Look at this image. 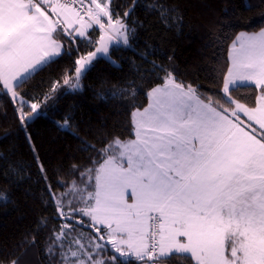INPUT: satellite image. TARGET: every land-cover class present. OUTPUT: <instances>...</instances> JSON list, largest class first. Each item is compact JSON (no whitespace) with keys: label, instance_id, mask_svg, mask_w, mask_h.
<instances>
[{"label":"snow or ice","instance_id":"snow-or-ice-1","mask_svg":"<svg viewBox=\"0 0 264 264\" xmlns=\"http://www.w3.org/2000/svg\"><path fill=\"white\" fill-rule=\"evenodd\" d=\"M137 6V0L127 10L115 0H0V97L33 151L52 219L61 221L44 245L47 264H157L184 254L195 264H264V27L232 41L227 73L214 68L209 76L212 95L182 80L171 57L168 66L150 61L145 71L163 73L157 76L162 83L148 92V107L133 113L135 139L114 138L99 149L82 140L81 151L91 148L97 156L83 171L72 166L88 178L85 187L73 181L64 193L52 191L28 126L65 86L81 89V77L101 53L135 39L143 26L131 19ZM147 7L164 21L182 22L171 15L175 8ZM73 52L78 58L62 84L54 81L32 97L17 90ZM242 86L251 95L233 96ZM72 119L57 123L71 130ZM85 225L87 239L73 235ZM46 227L39 219L36 235L20 243L40 245ZM21 256L5 264H21Z\"/></svg>","mask_w":264,"mask_h":264},{"label":"trees","instance_id":"trees-1","mask_svg":"<svg viewBox=\"0 0 264 264\" xmlns=\"http://www.w3.org/2000/svg\"><path fill=\"white\" fill-rule=\"evenodd\" d=\"M115 3L127 10L133 0H115ZM137 4L131 19L142 21L143 26H137L135 39L128 46L120 43L111 48L116 63L99 57L82 76L81 89L65 91L63 88L28 126L32 144L56 194L64 193L73 181L80 188L85 187L88 178H81L79 172L72 171V166L83 171V166H92L88 163L89 157L95 161L97 156L91 148L81 151L85 147L82 140L99 149L114 138L126 141L135 137L133 113L148 106V92L162 83L157 76L163 73L145 71L152 68L150 61L168 66L171 57L182 80L193 86L200 84L201 92L212 95L209 76L214 74V68L227 73L232 41L240 32L259 31L264 27V16L260 15L264 12V0H137ZM153 4L175 8L176 12L171 15H179L182 22L164 21L159 12L147 7ZM93 35L98 37L99 31ZM56 39L60 37L57 35ZM85 47L80 44L81 54ZM87 50L94 51V48L87 47ZM144 55L147 59L141 58ZM76 58V52L64 55L36 72L17 90L28 92L32 97L49 91L54 81L62 84L66 70ZM67 74L71 76L73 72ZM237 95L247 98L251 92L242 86L233 93ZM67 115L73 117L71 130L57 123H63ZM56 180L63 181L65 187L56 184ZM44 184L25 133L19 130L6 98L0 97V264L21 254V264H47L49 257L44 245L53 226L58 230L61 221L52 219L55 210L46 206L48 196ZM41 218L46 219L47 227L39 235L40 245L21 244L26 234L28 239L36 235L34 229ZM79 234L88 238L86 225L73 233ZM102 255L110 257L112 253ZM157 264L195 262L184 255L171 260L158 259Z\"/></svg>","mask_w":264,"mask_h":264},{"label":"rangeland","instance_id":"rangeland-1","mask_svg":"<svg viewBox=\"0 0 264 264\" xmlns=\"http://www.w3.org/2000/svg\"><path fill=\"white\" fill-rule=\"evenodd\" d=\"M105 23H106V18H105ZM122 43V42H121ZM120 44V43H119ZM113 46H110V52L108 53V54H103V53H101L100 54V56L99 57H104V58H107V59H109V60H112V61H114L113 59H112V56H111V48H112ZM74 74V73H73ZM72 74V75H73ZM82 78V77H81ZM81 79H80V84H81ZM82 85V84H81ZM65 91H76V90H71V86L70 85H68V86H65ZM53 100H55V99H53ZM52 101V100H51ZM146 108V107H145ZM141 111L143 110V109H140ZM42 111H44V110H42ZM41 111V112H42ZM134 119V118H133ZM133 139H135V137L133 138ZM129 202H131V199L129 198Z\"/></svg>","mask_w":264,"mask_h":264},{"label":"crops","instance_id":"crops-1","mask_svg":"<svg viewBox=\"0 0 264 264\" xmlns=\"http://www.w3.org/2000/svg\"><path fill=\"white\" fill-rule=\"evenodd\" d=\"M148 107V106H147ZM241 119H245V117L241 116ZM184 255H188L190 256L189 254H184ZM194 261V260H193ZM195 262V261H194Z\"/></svg>","mask_w":264,"mask_h":264}]
</instances>
